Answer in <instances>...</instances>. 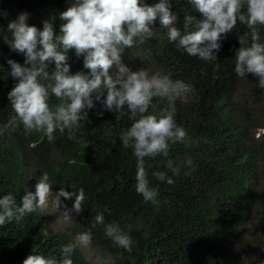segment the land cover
Segmentation results:
<instances>
[{
  "label": "trees",
  "instance_id": "16d2710c",
  "mask_svg": "<svg viewBox=\"0 0 264 264\" xmlns=\"http://www.w3.org/2000/svg\"><path fill=\"white\" fill-rule=\"evenodd\" d=\"M154 5L159 0H143ZM72 0H0V127L14 115L7 94L17 82L10 75L8 60L23 65L25 57L10 49L9 21L21 12L28 13L27 23L42 29L43 22L53 25L60 34V13ZM178 16L177 27L183 30L185 15L199 18L188 0H169ZM153 37L142 45L124 49L122 61L137 55L147 56L158 70L173 79L191 83L193 94L176 101L175 121L183 127L191 143L171 144L168 156L145 158L150 185L158 189V204L145 202L135 190L136 160L131 149L120 140L122 130L130 126L127 114L103 109L95 102L88 110V120L81 123L77 138L67 132L54 133L49 142L43 132H26L22 125L0 134V196L11 192L21 204L26 191L36 180L33 168L41 177L47 175L61 207L72 208V200L58 191L78 194L83 188L85 200L80 213L70 212V232L50 229L49 216L43 209L26 214L0 226V264H23L34 252L59 258L61 245L73 240V233L92 231V244L112 258V264H247L264 262V119L255 116L253 104L264 101V88L252 74L239 77L235 71V51L239 38L250 29L237 22L223 35L217 60L204 61L187 54L167 38L166 30L155 29ZM264 39V26H258ZM250 41V35L246 37ZM66 55L70 74L89 70L83 66V54L74 49ZM54 63H50L51 72ZM111 71V70H110ZM239 85H243L239 92ZM50 104L60 101L54 96ZM165 101L154 98L149 113L159 111ZM111 131V136L107 135ZM190 157L193 166L184 164ZM180 166L173 176L167 160ZM163 171L174 180L168 184L154 173ZM103 213L105 223L119 222L131 236L128 252L114 246L105 236L103 225L93 227L94 217ZM73 264H93L77 247Z\"/></svg>",
  "mask_w": 264,
  "mask_h": 264
},
{
  "label": "clouds",
  "instance_id": "9594fccd",
  "mask_svg": "<svg viewBox=\"0 0 264 264\" xmlns=\"http://www.w3.org/2000/svg\"><path fill=\"white\" fill-rule=\"evenodd\" d=\"M199 18L185 15L183 30L177 27L178 16L171 10L169 0H159L149 5L143 0H72L66 10L60 13L63 23L60 34L54 35L53 25L43 22L42 29L27 23L28 13L21 12L9 21L7 27L11 39L5 37L10 49L25 57L21 65L9 59L10 75L17 81L7 97L14 115L0 127V134L22 125L26 132H43L49 142L55 139L57 131L67 132L70 140H76L81 123L88 120V110L99 102L103 109L127 114L130 126L120 133L125 149H131L136 160L135 190L145 202L158 204V189L149 182L145 158L168 156L171 144L191 143L186 130L178 126L174 117L176 101L194 93L191 83L173 79L170 74L147 69L131 70L122 61L124 49L142 45L156 31L150 27L159 18L160 28L166 30L170 42H175L187 54L204 61L217 60L221 37L232 31L237 22L245 24L250 33L239 38L240 47L235 51V73L246 74L258 79V86L264 88V39L258 26H264V0H188ZM250 35V41L246 39ZM74 49L83 54V66L89 74H70L66 53ZM54 63L51 72L47 69ZM114 69L113 71H110ZM59 104H50L51 97ZM165 101L159 111L149 113L152 101ZM111 136V131L107 132ZM184 164L193 166L190 157ZM166 167L173 176L180 173V166L167 160ZM157 180L168 184L174 180L166 172L154 173ZM52 184L47 175H42L35 185V192L26 191L17 204L9 192L0 196V226L13 220L19 222L26 214L37 209L43 211L48 204ZM61 196L72 200L70 212L83 211L84 189L78 194L60 189ZM61 206L60 199L56 201ZM103 225L104 234L112 244L128 252L132 251L131 236L119 222L105 223L103 213L94 217L93 227ZM90 229L79 233L74 241L61 245L59 258L34 252L23 264H73L77 247L92 243ZM264 264V262H261Z\"/></svg>",
  "mask_w": 264,
  "mask_h": 264
},
{
  "label": "rangeland",
  "instance_id": "374dc122",
  "mask_svg": "<svg viewBox=\"0 0 264 264\" xmlns=\"http://www.w3.org/2000/svg\"><path fill=\"white\" fill-rule=\"evenodd\" d=\"M155 29L163 30L160 28L159 20L156 23ZM131 70L135 71L140 68L147 69L150 73H154L159 71L156 67L155 63L150 60L147 56L144 55H137L133 58H130L127 62H124ZM112 69L111 71H113ZM243 85H239L238 90L239 92L242 90ZM255 116L259 117V119H264V101H261L257 104H253ZM264 129H259L257 132H263ZM36 167L33 168V174L35 175L36 180L33 181L31 185V190L35 192V185L38 182V179L41 178L36 171ZM51 192L48 198V204L44 208L46 211V215L49 216V226L50 229L55 232H72V220L70 215H67L65 210L60 206L57 207L56 201L58 200L57 194L55 190L51 187ZM78 232L73 233V240L78 235ZM85 259L93 264H112V258L109 254H106L105 251L101 250L97 245L90 244L87 247L79 246L78 247ZM241 261L243 264H247L250 261V258L245 255H241Z\"/></svg>",
  "mask_w": 264,
  "mask_h": 264
}]
</instances>
